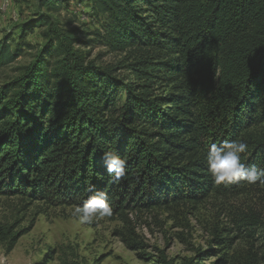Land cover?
Returning a JSON list of instances; mask_svg holds the SVG:
<instances>
[{"label":"trees","instance_id":"obj_1","mask_svg":"<svg viewBox=\"0 0 264 264\" xmlns=\"http://www.w3.org/2000/svg\"><path fill=\"white\" fill-rule=\"evenodd\" d=\"M86 1L95 20L107 17L94 42L121 59L89 62L75 48L78 31L50 15L23 27L44 28L43 48L0 88V196L77 207L104 192L112 215L214 197L228 220L215 230L217 250L238 239L248 247L238 263L218 264H264V186L217 185L206 161L211 144L239 139L249 145L242 162L264 166V0ZM68 2L39 6L58 12ZM6 44L0 67L25 46ZM105 151L127 158L118 182ZM16 228L0 222L7 252L26 232Z\"/></svg>","mask_w":264,"mask_h":264},{"label":"rangeland","instance_id":"obj_2","mask_svg":"<svg viewBox=\"0 0 264 264\" xmlns=\"http://www.w3.org/2000/svg\"><path fill=\"white\" fill-rule=\"evenodd\" d=\"M91 7L86 0L82 4L69 0L60 11L49 12L39 6V0H0V43L13 49L25 45L13 62L0 67V88L21 77L43 48L44 28L22 31L39 12L50 15L63 30L76 29L81 42H76L75 48L85 52L89 62L114 66L121 56L108 53L93 40V33L103 29L107 17L95 20ZM21 33L25 34L22 38ZM257 203L256 198L254 208H259ZM237 205L238 200L231 203L232 207ZM220 207L219 201L210 197L198 204H169L113 214L84 225L73 215L76 206L0 196V222L26 231L10 252L0 245V264H165L163 260L169 264H218L230 257L238 263L247 251L246 241L234 240L231 249L219 251L215 246V230L228 224ZM233 237L223 235L224 239ZM225 244L228 247V242Z\"/></svg>","mask_w":264,"mask_h":264},{"label":"clouds","instance_id":"obj_3","mask_svg":"<svg viewBox=\"0 0 264 264\" xmlns=\"http://www.w3.org/2000/svg\"><path fill=\"white\" fill-rule=\"evenodd\" d=\"M249 145L242 140H226L217 145L211 144L206 156L207 166L215 184L233 185L241 182L248 185L264 186V166L252 164L247 166L242 162ZM104 160L109 176L114 182L124 178L126 174L127 158L121 157L113 151L104 152ZM88 191H92L91 188ZM113 213L107 194L99 192L91 196L82 205L74 209L73 215L81 224H92L110 217Z\"/></svg>","mask_w":264,"mask_h":264}]
</instances>
